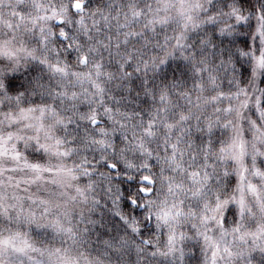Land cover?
<instances>
[{"label": "snow or ice", "instance_id": "6c2138e0", "mask_svg": "<svg viewBox=\"0 0 264 264\" xmlns=\"http://www.w3.org/2000/svg\"><path fill=\"white\" fill-rule=\"evenodd\" d=\"M0 264H264V0H0Z\"/></svg>", "mask_w": 264, "mask_h": 264}]
</instances>
